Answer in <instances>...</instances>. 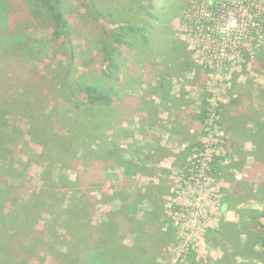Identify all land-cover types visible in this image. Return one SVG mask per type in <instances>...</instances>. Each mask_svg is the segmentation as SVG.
<instances>
[{"label": "rangeland", "instance_id": "1", "mask_svg": "<svg viewBox=\"0 0 264 264\" xmlns=\"http://www.w3.org/2000/svg\"><path fill=\"white\" fill-rule=\"evenodd\" d=\"M149 2L154 3V7L149 9ZM190 3L191 0H64V10L72 27L71 42L68 43L53 35L52 20L40 0H0V121H3L2 126L9 135L11 150L10 157L0 158V172L4 166L13 171L5 175L0 173V215L14 207L15 197L24 203L35 197L48 201L47 208L34 215V234L39 235L37 241L43 244L27 246L34 253L27 258L28 261L20 264H41L53 260V254L44 245L45 241L54 239L45 231L46 226L54 223V215L61 213L68 199L76 196L79 185L90 190L96 206L87 216L79 217L76 223L80 224L73 222L76 232L91 233L99 224L105 223L108 209L121 206L122 201L114 196L129 189L120 183L124 177L119 165L125 158L126 147L124 117L134 112L135 103L129 100L123 104L122 101V111L116 115L114 105L112 108L109 104L90 103L82 88L93 85L99 92L110 93L116 83L119 85V80L124 79L126 62L137 65L139 56L155 64L158 55L165 51L170 54L168 58H174L172 41L175 34L182 37L194 54L185 30ZM146 10L157 16L150 17ZM143 20H147L149 25ZM129 22H139L146 29L148 39L144 40L136 32H128L127 43L117 46L119 50L115 54L109 47L113 62L107 61L105 48L111 41L108 31ZM194 55L208 75V97L214 72L206 61ZM263 57L264 41L256 57H244L232 63L236 66L229 65L221 91L232 74H251L246 69H252V65ZM115 115L118 123L114 120ZM221 119L218 128L224 133ZM206 135L204 121L198 141L186 147V159L192 149L202 144ZM221 139L220 149L223 151L225 133ZM225 156L222 152L216 156V177L220 188V200L216 205L217 224L204 234L202 247L193 248L178 262L195 257L198 264H210L215 258H220L217 263L264 264V246L256 240L259 235L254 217L264 211V194H256L254 187L247 185L241 202L233 195L238 187L234 186L227 201L225 194L228 189L219 178ZM69 180L77 182V185L70 184L71 190L63 193L59 189ZM46 182L49 186L44 188ZM7 183L14 184L21 197L13 193V201L8 200ZM136 187L142 186L137 184ZM173 187V197L166 202L164 217L178 240L173 248L176 251L180 235L173 224L172 213L174 197L179 193L177 182ZM84 195L78 192V196ZM117 200L120 202L116 203ZM238 202L242 205L238 206ZM238 207L250 211L243 226L239 225L242 219L236 212L240 211ZM224 217L230 220L226 228L227 221L221 225ZM56 228L63 231V225L53 226V230ZM248 234L254 235L249 240L250 248L245 247ZM228 235L237 241L235 252H232L233 247L232 250L229 248L233 242H228Z\"/></svg>", "mask_w": 264, "mask_h": 264}, {"label": "crops", "instance_id": "2", "mask_svg": "<svg viewBox=\"0 0 264 264\" xmlns=\"http://www.w3.org/2000/svg\"><path fill=\"white\" fill-rule=\"evenodd\" d=\"M174 36V58L165 51L155 64L139 56L137 65L125 60L124 79L110 91L109 105H114L116 115L127 101L135 103L134 112L124 117L125 158L119 165L124 177L120 183L129 189L117 198L126 201L128 219L152 212L156 216L155 224L128 223L119 232L126 248L140 249L128 253L125 264H198L195 257L172 260L178 240L164 216L177 170L186 160V147L198 141L203 127L208 75L182 37ZM246 70L251 74H232L221 91V124L226 131L222 153L227 159L220 165L219 178L228 189L227 201L234 186L238 187L233 195L239 200L247 185L264 194V57ZM116 115L113 119L118 123ZM118 208L108 209L107 214ZM228 220L224 217L221 225ZM214 260L210 264H228Z\"/></svg>", "mask_w": 264, "mask_h": 264}, {"label": "built area", "instance_id": "3", "mask_svg": "<svg viewBox=\"0 0 264 264\" xmlns=\"http://www.w3.org/2000/svg\"><path fill=\"white\" fill-rule=\"evenodd\" d=\"M186 22L192 51L208 63L214 80L206 101L207 135L192 149L175 178L179 193L174 197L172 219L180 242L174 262L202 247L204 234L217 224L216 156L222 152L224 134L218 128L221 86L229 65L258 55L264 41V0H191Z\"/></svg>", "mask_w": 264, "mask_h": 264}, {"label": "trees", "instance_id": "4", "mask_svg": "<svg viewBox=\"0 0 264 264\" xmlns=\"http://www.w3.org/2000/svg\"><path fill=\"white\" fill-rule=\"evenodd\" d=\"M40 2L49 12V16L53 23V35L57 39H62L70 43L72 27L64 10V0H40ZM148 7L149 9L154 7V3L149 2ZM146 12L152 18L157 16L151 11L146 10ZM142 22L145 24L149 23L147 20H143ZM128 32H136L144 40L148 39L146 29L144 30L139 22L123 23L117 28H112L108 31V33H110L111 41L105 48L107 61L111 60L113 53L115 54V52L119 50L117 46L127 43L126 34ZM109 47H112L113 53L109 50ZM111 62L113 61L111 60ZM82 89L87 95V100L90 103L109 104L112 99L110 93L99 92L93 85H84ZM206 113L205 108L204 121L206 120ZM2 123L3 121L1 120L0 158L7 159L10 157L11 153L8 145L9 135L5 132ZM8 168L5 166L2 167L0 173L2 175H5L6 172L13 173V171ZM11 176L14 177V175ZM70 184L76 186L77 182L69 180L67 184L63 185V190H59L63 191V193L69 192L71 190ZM7 185L8 200L13 201V193L17 194L16 196L21 197L18 188H16L15 191L14 184L7 183ZM48 186L49 183L46 182L44 188H47ZM81 186L82 185H79L78 190L76 191V196L68 199V202L66 201L68 204L63 211L54 215V223L46 226L45 231L49 233L51 237H54V239H52L51 242L45 241L44 245H46L47 249L53 254V260L50 262H41V264H125L124 260L126 255L132 251L139 252L140 249L136 248L132 250L126 248L123 242L119 239V232H122L121 230H123L124 225L128 223L135 227L136 225L145 226L148 223L155 224L156 216L155 214H152L155 212L150 214L144 213L143 216L135 219H128V214L124 213L127 208L126 201L120 198L122 201L120 208H118L117 212H110L107 214V220L105 223L99 224L91 233H78L76 232L77 229H73V222L76 223L80 220L79 217L90 214L96 206L95 197L89 193L90 190ZM83 189H86L87 193L84 192ZM78 192H82L85 195L78 196ZM116 194L118 195V193ZM117 195L114 197L117 198ZM16 198L17 197H15L16 202H13L14 207L10 209L8 213L0 215V264H20L22 261H28L27 258H30L34 252L27 246L36 245L41 242L40 240L37 241L39 235L34 234L36 232L34 215L36 212H39L40 209H46L48 201L45 198V200H42L39 197H35V199L31 198L24 203L21 198ZM249 212V210L245 211V209H240L242 220L239 225L243 226L246 224L247 219L245 216H249ZM114 213H117L116 215H121L123 218L120 216L113 218V215H115ZM254 217L256 220L255 226L259 235V237L256 236V240L264 246V211H260L259 216L254 215ZM229 223L230 221L228 220L225 223V228ZM78 224L80 223H76V225ZM60 225H63V231L59 232L57 228L53 230V226ZM227 229L231 232L230 228ZM253 237L254 235L248 234L245 247L250 248L249 240ZM228 238V242H233L230 243L229 248L232 250L233 247L234 249L232 252H235V247L238 246L236 244L237 241L232 240L231 235H228ZM41 244L43 243L41 242Z\"/></svg>", "mask_w": 264, "mask_h": 264}]
</instances>
